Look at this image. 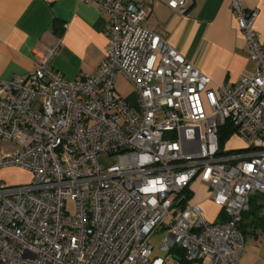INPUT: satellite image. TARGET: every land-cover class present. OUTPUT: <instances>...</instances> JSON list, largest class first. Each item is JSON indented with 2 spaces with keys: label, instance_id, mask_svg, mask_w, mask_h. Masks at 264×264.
Returning <instances> with one entry per match:
<instances>
[{
  "label": "built area",
  "instance_id": "obj_1",
  "mask_svg": "<svg viewBox=\"0 0 264 264\" xmlns=\"http://www.w3.org/2000/svg\"><path fill=\"white\" fill-rule=\"evenodd\" d=\"M80 1L108 16L97 71L80 80L58 72L56 39L32 73L0 81V171L32 173L23 184L0 179V264H181L179 252L187 264H241L242 214L252 195H264L257 11L229 0L256 66L213 91L207 75L145 26L154 0ZM159 1L184 13L188 0ZM118 73L133 85L135 108L118 93ZM225 124L243 145H220ZM198 177L217 221L188 197Z\"/></svg>",
  "mask_w": 264,
  "mask_h": 264
},
{
  "label": "crops",
  "instance_id": "obj_2",
  "mask_svg": "<svg viewBox=\"0 0 264 264\" xmlns=\"http://www.w3.org/2000/svg\"><path fill=\"white\" fill-rule=\"evenodd\" d=\"M243 1L247 9L258 13L253 27L260 34L264 52V0ZM107 23L108 16L96 5L80 0H0V81L32 73L40 55L56 39L60 44L51 59L53 68L67 79L94 74L108 53ZM145 26L210 78L206 90L235 83L255 69L229 0H188L184 13L154 0L147 7ZM120 95L132 107L137 106L136 96L133 100L131 94ZM3 147L0 141V152ZM8 168L25 172L11 166L0 171L1 177ZM194 181L191 197L195 183L204 185ZM205 191V198L191 201L204 208L207 219L217 221L221 219L219 208L209 199L206 186ZM238 257L241 264H264V241L245 242Z\"/></svg>",
  "mask_w": 264,
  "mask_h": 264
},
{
  "label": "rangeland",
  "instance_id": "obj_3",
  "mask_svg": "<svg viewBox=\"0 0 264 264\" xmlns=\"http://www.w3.org/2000/svg\"><path fill=\"white\" fill-rule=\"evenodd\" d=\"M117 87L118 90L120 92V94L124 95V94H131V97L133 98V100L135 99V92H134V88L133 85L131 84L130 81H128L124 76L119 75L117 78ZM204 102L205 105L207 104V97L204 93ZM207 107V105H206ZM226 144V146L229 148L230 146H240L243 145V143L238 140V139H234V138H230L229 140H226L223 145ZM116 160V157H113L112 159H107V158H100V163H103L104 165H108L113 163ZM22 169V168H21ZM24 171H17L14 169H10L8 168V170H6L4 173L5 175H3V177H1L0 174V179H2L6 184L8 185H16V184H23V183H27L28 181H30L32 179V173L29 170L24 169ZM1 173V172H0ZM198 182V183H203L201 180V177H198L195 179L194 183ZM204 184V183H203ZM194 190V194L191 197L192 201L198 200V199H203L206 196V191H205V186L204 185H199V184H194L193 187ZM67 209L73 213L74 212V206L73 203L71 201L67 202ZM208 212V211H206ZM214 210L211 209V213H213ZM209 221H211L210 218H208ZM162 236V232L157 233L154 238H153V243L156 247H158L159 242H160V238ZM262 241H264V236H260L259 238L255 239L249 236L245 237V242H257V243H261Z\"/></svg>",
  "mask_w": 264,
  "mask_h": 264
},
{
  "label": "trees",
  "instance_id": "obj_4",
  "mask_svg": "<svg viewBox=\"0 0 264 264\" xmlns=\"http://www.w3.org/2000/svg\"><path fill=\"white\" fill-rule=\"evenodd\" d=\"M231 133L232 129L229 124H225L219 129L220 145H223L230 138ZM188 197L190 198L191 195L188 194ZM239 229L244 237L249 236L257 239L264 236V195L254 194L250 197L249 208L242 214ZM175 251L179 252L178 250ZM176 258L181 264H187L181 252L176 254Z\"/></svg>",
  "mask_w": 264,
  "mask_h": 264
}]
</instances>
